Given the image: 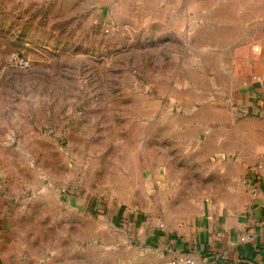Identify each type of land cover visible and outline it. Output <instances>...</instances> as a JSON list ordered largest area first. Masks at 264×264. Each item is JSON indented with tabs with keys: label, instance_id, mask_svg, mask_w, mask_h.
I'll return each mask as SVG.
<instances>
[{
	"label": "rangeland",
	"instance_id": "obj_1",
	"mask_svg": "<svg viewBox=\"0 0 264 264\" xmlns=\"http://www.w3.org/2000/svg\"><path fill=\"white\" fill-rule=\"evenodd\" d=\"M261 68L264 0H0V164L37 177L23 198L56 192L95 214L141 201L94 190L101 165L119 192L147 186V218L161 219L160 204L176 200L157 198L151 166L147 184L141 173L155 161L157 126L264 114ZM69 136L84 149H69ZM124 166L134 182L109 184Z\"/></svg>",
	"mask_w": 264,
	"mask_h": 264
},
{
	"label": "crops",
	"instance_id": "obj_2",
	"mask_svg": "<svg viewBox=\"0 0 264 264\" xmlns=\"http://www.w3.org/2000/svg\"><path fill=\"white\" fill-rule=\"evenodd\" d=\"M259 72L258 79L264 68ZM253 87L259 96L264 91L260 83ZM238 115L187 114L172 126L159 123L155 161L144 162L142 181L149 182L151 166L162 188L157 198L176 201L160 204L162 218L153 221L143 201L150 197L147 186L119 192L106 183L101 165L90 176L94 190L107 185L112 200L141 201L118 208L113 201L95 214L56 192L23 198L21 190L37 177L21 173L16 160L0 164V186L11 192L0 190V264H168L180 252L193 253L197 264H264V114ZM67 146L82 151L83 138L69 136ZM124 168L123 178L109 184L134 182ZM109 174L118 175L113 167ZM248 174L258 176L256 192L244 182ZM184 199L190 200L187 209L179 203Z\"/></svg>",
	"mask_w": 264,
	"mask_h": 264
},
{
	"label": "built area",
	"instance_id": "obj_3",
	"mask_svg": "<svg viewBox=\"0 0 264 264\" xmlns=\"http://www.w3.org/2000/svg\"><path fill=\"white\" fill-rule=\"evenodd\" d=\"M20 64L22 66H27L29 63L25 61L24 59L20 60ZM258 176H253L252 174H248L244 178V182L246 185L250 186L252 188L253 192H256L260 189L258 183H257ZM168 264H197L196 257L191 252H180L174 257H171L168 260Z\"/></svg>",
	"mask_w": 264,
	"mask_h": 264
}]
</instances>
